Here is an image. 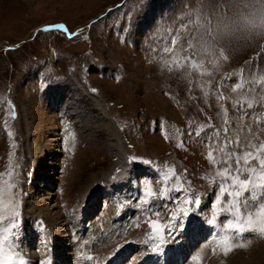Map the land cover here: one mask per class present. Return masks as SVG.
<instances>
[{
	"label": "rangeland",
	"instance_id": "1",
	"mask_svg": "<svg viewBox=\"0 0 264 264\" xmlns=\"http://www.w3.org/2000/svg\"><path fill=\"white\" fill-rule=\"evenodd\" d=\"M59 25L71 37L43 31ZM262 146L264 0H0V235L18 203L17 264H264V234L220 211L239 191L221 173L240 157L258 181ZM165 168L201 200L187 217L137 204ZM237 199L264 224V188Z\"/></svg>",
	"mask_w": 264,
	"mask_h": 264
},
{
	"label": "snow or ice",
	"instance_id": "2",
	"mask_svg": "<svg viewBox=\"0 0 264 264\" xmlns=\"http://www.w3.org/2000/svg\"><path fill=\"white\" fill-rule=\"evenodd\" d=\"M52 30H61L66 33H68L69 37H71V33L68 32L67 28H65L63 25L49 27L43 29V31H52ZM175 43V42H173ZM190 59V58H189ZM243 87L241 83H237L236 87L233 89V91L236 90V88ZM205 95H207V91H205ZM218 99H223L222 96L218 97ZM253 105L251 102L248 103V107L251 108ZM226 114V110H225ZM203 131V129H201ZM197 136L200 135V132L196 133ZM238 143V141H237ZM264 147V146H262ZM252 156V153H247L245 157L243 158V165L249 164V159L247 157ZM209 160L213 162L214 164L217 163L213 159L212 153L209 152L208 156ZM223 163L227 164L228 160L223 161ZM260 165L264 167V160L259 161ZM237 167L235 169L237 173V177L231 176L232 169L229 167L228 170H226L225 173H221L222 176H224L225 180H233V188H239V191H228L227 194L230 199L226 206L223 209H220V211H223L225 213L230 214L234 217V220H229L225 227L229 230L235 229L238 232H244L247 228L248 230L256 231L261 234H264V224H258L255 220L252 218L244 219L243 223H241V208H240V202L237 199L241 196V194L247 190L249 187L255 192L257 189L264 188V175H261L258 178V181L256 180H239L238 176L243 171V168L241 167V158L238 157L236 160ZM173 177H175L174 183H169L173 180ZM151 179L149 178V182L142 188L140 197L137 200V204L140 206H153V201L155 200H165V201H171L173 204H177L179 207V211L183 213L184 217H187L189 215L190 209L188 208V205L195 204L196 206H199L201 203V200L199 197H196L195 200L191 199L189 196L185 195L186 189L183 187V182L181 181V178L176 174V171L174 168H165L163 170L159 171V175L156 178L157 183L160 185L159 192L154 190V185L151 183ZM225 188L221 186V197L225 193ZM173 193H179L178 196H173ZM256 199V197H253ZM216 203H220L218 200ZM248 205L245 203L244 207H247ZM18 209V203L14 202L10 206V211L12 212V215L10 218V223L3 228L2 235H0V264H17V254L14 251V245L12 240L10 239L11 235H13L12 230L19 228V224L17 223V218L19 217L20 213L17 210ZM149 213V215L155 214L159 215V212H153L151 207H147L144 209ZM194 210V209H192ZM4 219L3 217H0V220ZM172 220L178 219V213H173L171 216ZM208 223L215 225L217 223L216 219L213 218L208 221ZM150 228L152 229V235L149 236V240L154 242L153 252L162 251V245H164L166 241V237L164 235V227L160 226V221H153L150 222ZM174 225L169 224L167 225V230L169 232V236H174L175 232L173 231ZM7 243V247H5V244ZM221 243H227V240L221 241ZM232 249V246L229 245L227 248H225V254H227L228 251ZM5 257H8L5 259ZM89 260L92 259L91 256L88 257ZM18 264H26L25 260L21 258L18 261Z\"/></svg>",
	"mask_w": 264,
	"mask_h": 264
},
{
	"label": "bare ground",
	"instance_id": "3",
	"mask_svg": "<svg viewBox=\"0 0 264 264\" xmlns=\"http://www.w3.org/2000/svg\"><path fill=\"white\" fill-rule=\"evenodd\" d=\"M57 248H59V247H57ZM61 250V249H60ZM58 251V250H57ZM64 253V252H63ZM67 262V261H66Z\"/></svg>",
	"mask_w": 264,
	"mask_h": 264
},
{
	"label": "clouds",
	"instance_id": "4",
	"mask_svg": "<svg viewBox=\"0 0 264 264\" xmlns=\"http://www.w3.org/2000/svg\"><path fill=\"white\" fill-rule=\"evenodd\" d=\"M8 257H5V259H7Z\"/></svg>",
	"mask_w": 264,
	"mask_h": 264
}]
</instances>
